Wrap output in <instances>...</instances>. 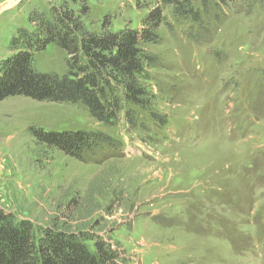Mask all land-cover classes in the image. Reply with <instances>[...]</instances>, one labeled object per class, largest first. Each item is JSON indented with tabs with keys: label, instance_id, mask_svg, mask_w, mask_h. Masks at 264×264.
I'll return each instance as SVG.
<instances>
[{
	"label": "rangeland",
	"instance_id": "374dc122",
	"mask_svg": "<svg viewBox=\"0 0 264 264\" xmlns=\"http://www.w3.org/2000/svg\"><path fill=\"white\" fill-rule=\"evenodd\" d=\"M60 2L0 0V60L31 9ZM197 2L198 23L163 7L159 39L146 45L158 61L144 84L162 123L134 107L133 125L125 111L106 125L80 103L0 101L1 207L109 239L126 264H264V5ZM157 3L87 0L85 26L100 32L107 17L111 31L138 28ZM32 66L65 74L66 53L48 44ZM31 128L101 131L115 146L78 160L38 144Z\"/></svg>",
	"mask_w": 264,
	"mask_h": 264
},
{
	"label": "trees",
	"instance_id": "16d2710c",
	"mask_svg": "<svg viewBox=\"0 0 264 264\" xmlns=\"http://www.w3.org/2000/svg\"><path fill=\"white\" fill-rule=\"evenodd\" d=\"M197 1L204 9L209 4V0H158L138 28L111 31L106 17L100 32L89 31L85 26L84 20L89 15L87 0L51 3L46 13L31 9L27 15L29 28H17L8 44V56L0 60V101L24 96L37 101L80 103L96 121L106 125L114 124L120 111H125L128 123L133 125L131 107H134L162 123L144 84L148 69L158 61L146 51V45L159 39L157 29L165 21L163 7H172L176 19L201 22ZM257 1L264 5V0H215V3L237 2L238 8L250 11ZM205 32L203 28L200 33ZM48 44L66 53L65 74L33 68V55ZM31 131L38 144L56 148L78 160L102 143L115 146L101 131L53 132L41 128ZM126 261L124 251L109 239L84 231L36 227L31 220L19 218L0 206V264H126Z\"/></svg>",
	"mask_w": 264,
	"mask_h": 264
}]
</instances>
